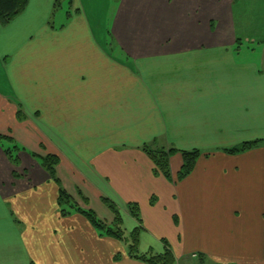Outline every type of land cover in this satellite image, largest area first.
Here are the masks:
<instances>
[{
  "label": "crops",
  "instance_id": "0c3cea01",
  "mask_svg": "<svg viewBox=\"0 0 264 264\" xmlns=\"http://www.w3.org/2000/svg\"><path fill=\"white\" fill-rule=\"evenodd\" d=\"M99 3L29 0L0 23V264H146L134 232L178 264H264V45L242 48L264 42V0H114L104 33ZM152 145L202 155L167 179ZM61 188L110 226L114 203L128 240L63 216Z\"/></svg>",
  "mask_w": 264,
  "mask_h": 264
},
{
  "label": "trees",
  "instance_id": "16d2710c",
  "mask_svg": "<svg viewBox=\"0 0 264 264\" xmlns=\"http://www.w3.org/2000/svg\"><path fill=\"white\" fill-rule=\"evenodd\" d=\"M28 2L29 0H0V23L5 24L12 20L15 16H17L25 9ZM260 143L261 142L245 143L226 151L231 154L242 153L253 149ZM144 151L152 159L156 172L162 174L167 179H171L172 177L170 169V159L173 155L180 153L184 161L182 169L178 174V179H184L185 177L189 176L194 170L198 159L202 155L198 150H194L191 152H179L177 150L169 149L163 146L158 147L153 145L145 146ZM6 153L8 154L10 160L16 164L17 159L13 158L10 150L6 151ZM40 165L52 180H54L56 183L60 182L57 177V167L59 165V158L57 156L47 155L42 157ZM82 200L85 204H88V199L85 196H82ZM104 202L115 216V220L112 223V226L108 225L106 222L100 219L97 213L92 209L79 206L63 188L60 189L59 206L61 208L63 216L67 217L72 213H78L86 218L91 223V225L98 228L103 234L120 241L128 240L125 230L122 228L123 223L120 210L114 203L110 202L109 200H105ZM138 212L139 210L137 206H132V208H130L131 215L139 220L140 216ZM129 241H132V245L130 247L131 256L137 260L143 261L146 264H177L176 258L170 249H166V251L162 254L140 253L138 249V232L130 234Z\"/></svg>",
  "mask_w": 264,
  "mask_h": 264
},
{
  "label": "rangeland",
  "instance_id": "374dc122",
  "mask_svg": "<svg viewBox=\"0 0 264 264\" xmlns=\"http://www.w3.org/2000/svg\"><path fill=\"white\" fill-rule=\"evenodd\" d=\"M86 1V0H85ZM98 1H100L99 3V10L100 12L98 13L99 16H98V19H97V25L95 26L96 28H99L101 33H104V27L105 26V23H108L109 24V21H111L110 17L111 15H113L112 13V8H113V4L114 3V0H89L90 3H94V7L96 9V4L98 3ZM264 45V42L263 43H243L242 45V48L244 49H247V48H256V47H262ZM182 261V260H181ZM181 261H180V264H181ZM179 261H177V264H178ZM183 264H214L210 261H205V262H201L200 259H192V258H189L188 259H185L184 263Z\"/></svg>",
  "mask_w": 264,
  "mask_h": 264
}]
</instances>
